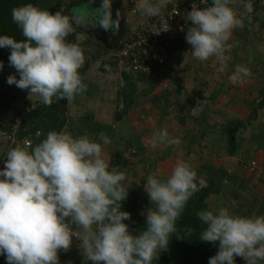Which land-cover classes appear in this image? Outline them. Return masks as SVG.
Instances as JSON below:
<instances>
[{
    "label": "clouds",
    "instance_id": "1",
    "mask_svg": "<svg viewBox=\"0 0 264 264\" xmlns=\"http://www.w3.org/2000/svg\"><path fill=\"white\" fill-rule=\"evenodd\" d=\"M93 3L94 0H89ZM172 0H139L137 11L144 16L161 18L150 31L159 35L169 30L162 9ZM203 8L192 5L186 13L191 22L186 42L191 54L201 62L215 58L219 73L227 69L229 43L235 29L251 22L253 0H200ZM113 0H101L92 24L105 32L120 29L121 13L113 19ZM242 8V12H237ZM12 20L24 40L0 35V48L10 49L9 65L16 74L7 84L27 90L51 107L60 100L73 101L87 85L81 72L85 50L69 43L72 23L66 15L50 13L32 3L14 7ZM4 68L0 62V71ZM252 76L251 70L237 65L229 77L240 84ZM153 149L179 145L167 129L151 137ZM111 139L101 134L99 141L87 135L74 137L67 131H49L35 147L16 146L7 151L0 169V256L7 264H60L59 253L70 250L73 237L79 239L85 262L92 264H153L168 249L170 237L178 233L177 221L189 200L200 190L197 173L187 162L177 160L171 174L161 178L153 173L144 183L152 207L146 214V227L139 234L129 231L131 219L122 210L128 190L126 175L109 166L104 146ZM143 214V213H142ZM205 226L199 239L217 244L218 252L208 264H236V257L246 264L264 262V215L242 216L228 207L196 213ZM191 230L183 231L185 236Z\"/></svg>",
    "mask_w": 264,
    "mask_h": 264
},
{
    "label": "crops",
    "instance_id": "2",
    "mask_svg": "<svg viewBox=\"0 0 264 264\" xmlns=\"http://www.w3.org/2000/svg\"><path fill=\"white\" fill-rule=\"evenodd\" d=\"M72 3L67 14L92 19L101 0ZM118 9L120 29L110 30L113 36L110 45L72 24L67 39L85 50L86 63L79 71L87 89L68 101V122L63 131L97 141L101 134L111 139V144L104 146V157L110 168L125 173L123 186L138 196L144 217L152 207L144 188L147 177L156 173L166 178L177 160L187 162L197 177L209 185L217 183L218 191L207 198L212 210L228 207L237 215H264V180L248 170L250 161H264V106L252 125L241 124L258 106L256 103L264 99L263 8L253 22L245 21L243 29L233 31L229 43L234 46L226 53L230 59L224 73L218 72L219 62L214 57L201 62L176 47L168 64L152 75L134 73L121 61L112 59V50L151 19L134 10L129 0H113V19ZM239 33L244 35L241 40ZM235 38L239 39L238 46ZM248 41L249 44L242 45ZM104 61L111 62L107 63L109 72L101 69ZM237 65L248 67L252 76L233 84L229 77ZM3 70L8 74L3 76L0 71V169L7 151L15 146L12 139L11 142L1 137V130H7L9 118L15 117L20 108L27 107L28 114V108L33 106L27 90L7 84L9 75L18 77L9 62ZM10 98L12 101L3 109L2 104ZM33 99L35 105L40 103ZM202 103L200 114L195 113L196 106ZM163 129H167L170 137L179 139L180 144L153 149L151 137ZM14 139L17 140L16 134ZM236 264L246 262L236 257Z\"/></svg>",
    "mask_w": 264,
    "mask_h": 264
},
{
    "label": "trees",
    "instance_id": "3",
    "mask_svg": "<svg viewBox=\"0 0 264 264\" xmlns=\"http://www.w3.org/2000/svg\"><path fill=\"white\" fill-rule=\"evenodd\" d=\"M211 1V0H210ZM32 3L41 8V4L51 5L49 12L55 14L60 12L67 16V11L64 9L62 0H0V35H8L14 37L17 41L24 40L21 29L12 20V9L21 5ZM264 8V0L261 5L254 9L255 12H260ZM252 17L251 20H255ZM10 49L0 48V62H3L4 67L7 66ZM107 63L101 64L103 71L109 72ZM110 66V65H109ZM13 98L6 100L2 104V108L8 107ZM264 106V99L259 105L254 108L249 118L241 122L242 125H252L258 115V110ZM68 101L60 100L54 103L51 107L44 106L38 103L32 112L25 115L23 120L16 122V116L10 117L7 124V135H11L14 124H17L15 131L18 142H24L27 139L32 140V147L39 144L48 134L49 131H63L68 122ZM8 141V140H7ZM234 146V145H233ZM231 152L233 153L234 147ZM218 188L214 182H211L209 187L198 191L188 202L185 210L177 221L178 233H174L170 237L168 249L162 251L153 264H208L209 258L218 252V243L211 244L203 242L199 239L201 232L204 230V225L201 223L196 213L201 210H210L207 198L211 193L217 192ZM123 211H128L131 214V219L125 221L129 225V231L133 234H139L146 227V217L140 213V204L138 196L134 192H128L126 201L122 205ZM212 210V209H211ZM190 229V235L185 236L183 231Z\"/></svg>",
    "mask_w": 264,
    "mask_h": 264
},
{
    "label": "built area",
    "instance_id": "4",
    "mask_svg": "<svg viewBox=\"0 0 264 264\" xmlns=\"http://www.w3.org/2000/svg\"><path fill=\"white\" fill-rule=\"evenodd\" d=\"M261 1L253 0L254 9L261 5ZM138 2L139 0H129L134 10H137ZM193 4H196L199 8L206 6L201 4L200 0H172V3L162 9V18L168 22V31L161 32L159 35L150 31L153 26L158 27L161 23L160 17L151 18L149 23L132 32L112 50V59L121 61L134 73L152 75L168 64L174 48L179 47L186 53H191V45L186 42L187 30L191 27V22L186 21L185 16L187 12L191 11ZM262 10L264 12V8ZM236 11L242 12L243 9L237 8ZM258 13L253 12L251 16L257 17ZM34 108L33 106L29 107L28 111L30 112ZM16 120V122H19L22 119L16 118ZM16 128L17 124H14L13 133L10 135L14 143L18 142L14 139ZM29 145H32L31 139L23 142L24 147ZM248 170L264 180V161L261 162L258 159L250 161Z\"/></svg>",
    "mask_w": 264,
    "mask_h": 264
},
{
    "label": "rangeland",
    "instance_id": "5",
    "mask_svg": "<svg viewBox=\"0 0 264 264\" xmlns=\"http://www.w3.org/2000/svg\"><path fill=\"white\" fill-rule=\"evenodd\" d=\"M55 1H57V0H55ZM63 1V3H64V7H65V9L67 10L69 7H70V5H72L73 3V1L71 2V1H69V0H62ZM77 2H81L82 0H76ZM71 2V3H70ZM87 3V2H86ZM49 8L51 9V5H48V4H45V3H42L41 4V9H43V10H47V11H49ZM262 14H264V13H262ZM245 21H247V20H245ZM252 22H253V20H251ZM249 22V21H248ZM240 34V33H239ZM243 33H241L238 37H239V39L241 40V39H243L244 38V35L243 36H241ZM237 37V34H236V38H238ZM235 38V40H234V43H236V45L238 46L239 45V43H238V40L239 39H236ZM249 42L250 41H248L247 43H245V42H243L242 43V45L243 46H245V45H247V44H249ZM235 45V46H236ZM241 46V45H240ZM257 47V46H256ZM258 48V47H257ZM184 51V50H183ZM185 52V51H184ZM186 53V52H185ZM9 62V61H8ZM2 72H3V76H6L7 74H8V71H4V70H2ZM2 74V73H1ZM257 105H259V103H256ZM35 107H36V105H35ZM23 108V109H22ZM22 108H20L17 112H15L14 114V116H16V118H20V120L22 119L23 120V118H25V115L27 114L26 112V108L27 107H25L24 108V106L22 107ZM34 109H32V111H33ZM32 111H30V112H32ZM25 113V114H24ZM8 124V123H7ZM7 130H1V137H5L6 138V141L8 140H10L11 142H12V140H11V138H10V135L8 136L7 134ZM9 143V142H8ZM14 145H16V146H21V147H24L23 146V142H15L14 143ZM10 146H11V144H10ZM114 164V163H113ZM114 166H115V164H114ZM215 186H217V183H215ZM122 205H123V202H122ZM79 244H80V241H79V239H77L76 237H73V243H72V246H71V248H70V250L69 251H67V252H64V251H61L60 253H59V257H60V264H92V262L91 261H87V262H85V259H84V256H83V254H82V252H81V250H80V247H79ZM0 264H7V261H6V258L4 257V256H0Z\"/></svg>",
    "mask_w": 264,
    "mask_h": 264
},
{
    "label": "water",
    "instance_id": "6",
    "mask_svg": "<svg viewBox=\"0 0 264 264\" xmlns=\"http://www.w3.org/2000/svg\"><path fill=\"white\" fill-rule=\"evenodd\" d=\"M67 16L70 18V21L72 22V24L74 26H76L78 29L89 34L90 36L95 37V39L100 40L103 43H106L109 45L111 44L112 37H113L112 33L110 32V30L105 32L104 30L100 29L98 26H93V24H92L93 17H92V19L87 18V17L83 16L82 14H74V15L67 14ZM203 108H204L203 103L196 106L195 113L200 114V112L202 111ZM13 147H15V146H12V148ZM197 182L199 184L200 190L205 189L209 186V183L200 177H197Z\"/></svg>",
    "mask_w": 264,
    "mask_h": 264
},
{
    "label": "flooded vegetation",
    "instance_id": "7",
    "mask_svg": "<svg viewBox=\"0 0 264 264\" xmlns=\"http://www.w3.org/2000/svg\"><path fill=\"white\" fill-rule=\"evenodd\" d=\"M16 146V145H15Z\"/></svg>",
    "mask_w": 264,
    "mask_h": 264
}]
</instances>
